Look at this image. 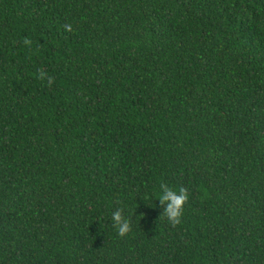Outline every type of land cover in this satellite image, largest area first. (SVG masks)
<instances>
[{
  "label": "trees",
  "instance_id": "1",
  "mask_svg": "<svg viewBox=\"0 0 264 264\" xmlns=\"http://www.w3.org/2000/svg\"><path fill=\"white\" fill-rule=\"evenodd\" d=\"M0 264H264V0H0Z\"/></svg>",
  "mask_w": 264,
  "mask_h": 264
},
{
  "label": "clouds",
  "instance_id": "2",
  "mask_svg": "<svg viewBox=\"0 0 264 264\" xmlns=\"http://www.w3.org/2000/svg\"><path fill=\"white\" fill-rule=\"evenodd\" d=\"M66 29L71 30L70 25L64 26ZM28 43V41H25ZM45 73L40 72L39 78L44 79ZM53 81L52 77H48V82L51 84ZM161 193L159 195V203L163 207L162 215L167 221L175 227L181 223V217L183 215L184 205L189 199L188 190L181 186L178 191L169 187L165 183L160 184ZM143 215V213H141ZM112 221L114 227L117 228L118 235L121 237L125 236L132 230L131 220L124 214L122 207L117 208L112 213Z\"/></svg>",
  "mask_w": 264,
  "mask_h": 264
}]
</instances>
